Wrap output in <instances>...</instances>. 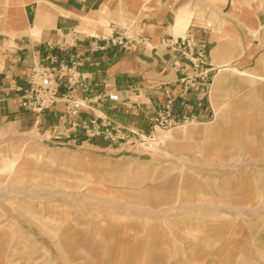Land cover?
Masks as SVG:
<instances>
[{"label":"crops","instance_id":"0c3cea01","mask_svg":"<svg viewBox=\"0 0 264 264\" xmlns=\"http://www.w3.org/2000/svg\"><path fill=\"white\" fill-rule=\"evenodd\" d=\"M140 1L10 0L7 26L0 30V188L9 186L6 202L16 207V183L23 180L26 207L55 222L56 246L83 264H264V172L212 170L181 161L233 162L242 138H217L216 133L225 129L229 116L253 109L264 115V107L218 109L215 103L226 98L217 90L225 76L215 73L207 51L220 44L214 47L202 27L183 38L163 39L161 9L145 21V2L141 6ZM179 11L172 17V32L184 34L193 23L178 22ZM121 12L135 19L131 29L90 18L101 16L106 23L108 14ZM233 17L234 22L242 18ZM247 18L251 24L256 16ZM230 29L222 34H240V28ZM15 35L21 38H6ZM183 40L195 56L206 59L202 70L208 78H198L195 86L187 80L200 72L167 46ZM146 46L171 55L145 62ZM36 65L63 68L54 77L61 94L88 106L77 116L65 104L41 114L25 110L22 90ZM68 70L79 78L77 86L67 84ZM244 70L264 79V53ZM253 91L244 98L260 99L264 86ZM111 93L118 102L107 98ZM167 112L175 121L186 118L194 124L205 152L209 146L222 147L215 151L218 156L187 153L192 139L178 140L184 155H177L176 141L168 146V157L143 155L132 133L148 134L153 119ZM94 121L102 132L96 137L79 129L72 140L55 139L67 135L73 122L91 126ZM251 131L256 134L255 122ZM12 162L13 171L1 173ZM6 202L0 201L2 206Z\"/></svg>","mask_w":264,"mask_h":264},{"label":"rangeland","instance_id":"374dc122","mask_svg":"<svg viewBox=\"0 0 264 264\" xmlns=\"http://www.w3.org/2000/svg\"><path fill=\"white\" fill-rule=\"evenodd\" d=\"M138 3L141 6L144 3L143 14L147 18L145 21H152L153 11L158 12V9H161L160 13L161 17L165 19L164 30L166 31V34L162 37L163 39L167 40L169 37L178 38V36L183 38L190 34V30L202 27L203 30H207L212 35L214 47L220 44L219 48L207 51L210 61L212 60L214 66L217 67L215 73L221 72V76H225L224 82L218 86L217 90L223 96L226 95V98L219 101V103H215L218 109L220 107H226V109L236 107L242 110L244 107H264V91L261 92L260 99H257L259 96L252 97V99L244 98L251 92L253 94L254 89L264 86V79H260L251 72H245L244 70L251 64L252 59L256 55L258 57L260 53H264V31L259 32L261 26L264 25V0H143V2L140 1ZM188 4H190L189 9H182ZM13 5L14 3L10 2V0H0V30L7 26L8 14ZM178 11L182 14L179 16L178 22L182 25L184 24V26L186 24L187 27L193 23L191 28L184 34L172 32V17ZM249 13L256 16L255 21L251 24V20L247 18ZM234 15L242 18H236L237 20L235 19L234 22ZM109 16L110 14L107 15L108 20L106 23H104V18L102 19L101 16L92 15L90 18L100 25L106 26L110 22H115L130 29L135 23V19L128 17L127 14H122V12L118 14V17L113 16L110 18ZM246 24L251 25L252 27L250 28L254 27V29H248L249 27ZM233 27L240 28V34H222V32L230 31V28ZM21 35L6 38L15 41L20 39ZM156 46L145 47L142 53L143 59L146 60L145 62H152L156 56L167 59L171 55ZM213 90L214 88L212 92L215 95L216 89ZM242 112L241 114L227 116L230 120L225 123V129L216 133L217 138H242L237 146L238 148H236L237 152L235 155L237 158L233 162H226L221 166L219 162L209 164L206 162H183L185 159L182 158V165L203 166L212 170H255L258 173L264 172V115L255 109ZM254 122L256 127L255 135L251 131ZM192 125H194L192 122H187L172 130H163L159 127L156 128L153 123L152 130L148 134H132L133 138L138 141V149L151 160L161 158L162 155L168 157V146L171 143L175 144V141L177 143V155H184L185 147L179 145L178 140L185 139H192V149H187V153H192L194 156L206 154L213 157V155H216L215 151H218L217 149L222 150V147L209 146L208 151L205 152V147L200 144V137L196 136L193 131L194 128H191ZM73 134L74 132L70 129L67 135H59L55 139L57 141L62 139L72 140ZM254 137L257 140H250ZM213 144H216V142ZM211 160H217V158H212ZM15 166L16 162H12L7 167H4L7 172L1 171V173H9L13 171ZM213 176L215 177L216 175L214 174ZM16 184V195H18L16 207L6 202L10 193L9 186L0 188V201L6 202L5 206L0 203V225L2 226L0 228V264H83L85 261L65 257L62 245L59 244V247H57L54 241L58 239V226H55V222L51 220L38 218L37 216L41 215V211L37 212L28 209V206L26 207L25 205V202L28 203V198L26 199L24 194L26 183L23 180H18ZM34 186L40 188L41 184L35 183ZM14 191L12 189L11 193ZM260 210L256 211L257 216L259 213L261 214ZM14 217L16 222L13 219ZM8 220L12 221H9V223ZM42 222L46 224L42 225ZM47 223L54 226H50ZM28 233H32V236L37 241L32 238L35 241H31L30 237L32 236L28 235ZM51 250L53 252H50Z\"/></svg>","mask_w":264,"mask_h":264},{"label":"built area","instance_id":"2783aa9c","mask_svg":"<svg viewBox=\"0 0 264 264\" xmlns=\"http://www.w3.org/2000/svg\"><path fill=\"white\" fill-rule=\"evenodd\" d=\"M167 46L177 53L181 54L184 58L190 61L193 68L200 73L197 75L191 76L187 80L189 86H195L196 80L198 78L205 81L208 78L207 72L202 70V67L206 65V60L203 56H195L190 43L186 40H183L181 44L179 43H168ZM55 63L54 60H52ZM58 71H65L63 68L58 70L56 67L45 68L41 65H36L33 69L31 78L27 81V86L22 90V107L36 114H41L46 110H49L59 104L67 105V110L70 115L77 116L81 110H84L88 105L84 101L76 100L72 95L61 94L60 86L56 83L55 74ZM70 78L68 79L67 84L69 86H77L80 83L77 75L70 73L71 70H68ZM85 88V86H83ZM112 102H118L119 96L116 93H111L107 97ZM172 102H169L168 108H170ZM167 108V109H168ZM169 110V109H168ZM189 122L188 119L184 118L183 121H175L170 118L169 113L166 115H160L157 118L153 119V123L156 128L159 127L163 130H172L179 127L182 123L185 124ZM79 129H82L88 138H93L101 134L100 130L97 127V123L92 122L91 126L80 125L77 122H73L71 125V130L74 133H77Z\"/></svg>","mask_w":264,"mask_h":264},{"label":"bare ground","instance_id":"6f19581e","mask_svg":"<svg viewBox=\"0 0 264 264\" xmlns=\"http://www.w3.org/2000/svg\"><path fill=\"white\" fill-rule=\"evenodd\" d=\"M84 194V193H83Z\"/></svg>","mask_w":264,"mask_h":264}]
</instances>
